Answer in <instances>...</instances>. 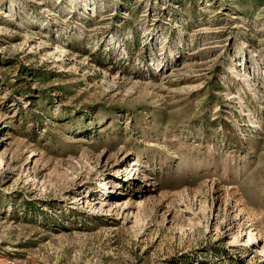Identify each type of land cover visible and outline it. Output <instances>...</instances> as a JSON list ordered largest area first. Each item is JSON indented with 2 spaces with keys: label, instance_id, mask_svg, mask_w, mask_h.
<instances>
[{
  "label": "rangeland",
  "instance_id": "rangeland-1",
  "mask_svg": "<svg viewBox=\"0 0 264 264\" xmlns=\"http://www.w3.org/2000/svg\"><path fill=\"white\" fill-rule=\"evenodd\" d=\"M0 264H264V0H0Z\"/></svg>",
  "mask_w": 264,
  "mask_h": 264
}]
</instances>
